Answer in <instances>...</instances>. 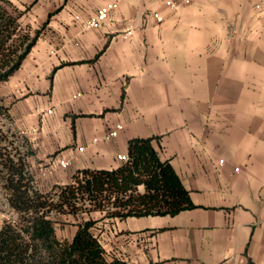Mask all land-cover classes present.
Returning <instances> with one entry per match:
<instances>
[{
  "label": "crops",
  "instance_id": "1",
  "mask_svg": "<svg viewBox=\"0 0 264 264\" xmlns=\"http://www.w3.org/2000/svg\"><path fill=\"white\" fill-rule=\"evenodd\" d=\"M9 2L34 42L0 99L29 142L37 188L117 168L130 140L148 138L192 206L97 221L106 257L264 264V0H193L178 11L161 0ZM112 2L99 27H85ZM75 223L57 236L70 240Z\"/></svg>",
  "mask_w": 264,
  "mask_h": 264
},
{
  "label": "trees",
  "instance_id": "2",
  "mask_svg": "<svg viewBox=\"0 0 264 264\" xmlns=\"http://www.w3.org/2000/svg\"><path fill=\"white\" fill-rule=\"evenodd\" d=\"M21 12L0 0V83L21 65L34 42L20 26ZM11 121L0 99V120ZM7 156L3 187L7 203L17 213L14 222L0 224V264H128L108 259L92 228L101 219L174 215L191 208L188 192L167 161H161L148 138L127 144V161L114 169H83L70 183L41 191L29 170L32 155ZM98 212L99 219L90 214ZM79 215L86 218L78 220ZM57 216H71L76 231L70 240L59 238ZM64 225V224H63Z\"/></svg>",
  "mask_w": 264,
  "mask_h": 264
},
{
  "label": "rangeland",
  "instance_id": "3",
  "mask_svg": "<svg viewBox=\"0 0 264 264\" xmlns=\"http://www.w3.org/2000/svg\"><path fill=\"white\" fill-rule=\"evenodd\" d=\"M25 142L23 141V135L18 132L14 127L12 120L6 121L0 120V224L3 221L14 222L17 220V213H15L7 203L8 193L3 187V174L5 172L3 163L6 162L7 156L13 157L14 154L25 152ZM94 216V215H93ZM86 215H79L77 218L81 220L86 218ZM58 221L62 222L61 226L57 225L56 229L58 234L66 232L65 225L73 220L71 216H57ZM70 230L69 228L67 229Z\"/></svg>",
  "mask_w": 264,
  "mask_h": 264
},
{
  "label": "built area",
  "instance_id": "4",
  "mask_svg": "<svg viewBox=\"0 0 264 264\" xmlns=\"http://www.w3.org/2000/svg\"><path fill=\"white\" fill-rule=\"evenodd\" d=\"M163 2V4L168 7L169 9L173 10V11H178L181 8H183L184 6L190 4L193 0H161ZM248 1V0H245ZM117 7V3L116 2H112V3H108L105 4L104 6L100 7L96 13L94 14V16L88 18L85 22V27L86 28H97L100 26V24L105 21L108 17V14L111 10L115 9ZM255 8H259V4H255L254 5ZM153 18L157 21V22H161L162 21V17L157 14L154 13ZM76 19H78V17H76ZM126 35H130L131 32L130 30H127V32L125 33ZM78 96V94H77ZM48 113L51 112V110H47ZM121 129L120 125H116L115 128L109 132H107L104 136H103V140L107 141L113 137H115L118 133V131ZM80 150H82L80 148ZM116 159L119 162H126L128 157L126 154H118L116 156ZM223 161L219 160V163L221 164ZM69 165V162L67 160L65 161H60L59 162V166L62 168H66ZM234 171L237 172L238 168H234ZM44 174V173H43Z\"/></svg>",
  "mask_w": 264,
  "mask_h": 264
}]
</instances>
